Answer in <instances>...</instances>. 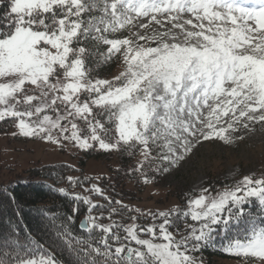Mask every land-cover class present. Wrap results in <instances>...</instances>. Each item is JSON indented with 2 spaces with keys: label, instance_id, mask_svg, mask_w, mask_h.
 I'll list each match as a JSON object with an SVG mask.
<instances>
[{
  "label": "snow or ice",
  "instance_id": "1",
  "mask_svg": "<svg viewBox=\"0 0 264 264\" xmlns=\"http://www.w3.org/2000/svg\"><path fill=\"white\" fill-rule=\"evenodd\" d=\"M4 19L0 121H15L13 135L81 150L139 149L143 158L130 171L151 183L144 168L153 161L155 171L168 172L195 144L230 145L243 138L234 134L264 124V0H8ZM133 27V38H110ZM89 41L107 46L105 60L120 54L124 70L111 80L92 79ZM3 191L22 220L16 197ZM85 192L107 204L59 190L87 206L80 224L87 239L61 225L52 240L75 264L81 251L83 264H198L191 253L215 246L221 235L224 252L264 264V175H245L215 193L201 188L187 194L184 208L158 212L120 200L113 207L97 184ZM253 200L259 213L245 207ZM105 218L110 223L99 222ZM19 232L9 229L0 264H62L30 231L22 240Z\"/></svg>",
  "mask_w": 264,
  "mask_h": 264
},
{
  "label": "rangeland",
  "instance_id": "2",
  "mask_svg": "<svg viewBox=\"0 0 264 264\" xmlns=\"http://www.w3.org/2000/svg\"><path fill=\"white\" fill-rule=\"evenodd\" d=\"M184 18L188 19L190 16L185 15ZM142 22L144 21L142 20ZM136 30L134 27L123 30L110 38H133L132 33ZM140 31L141 34L144 33V30ZM150 31L151 29H149ZM87 46L91 50L87 68L90 70L92 79L111 80L124 70L125 64L120 54L105 60L104 54H106L107 46L96 45L91 41ZM251 127V131L243 130L234 134L243 138L235 140L230 145H225L218 140L202 141L195 144L193 151L183 162L174 167L164 165L169 167L168 172H157L154 169V184L146 186L141 192L133 195V205L144 213L166 211L174 206L184 208L187 194H199L200 189L208 180L215 181L223 178L228 185H232L245 175L257 178L264 175V124H256ZM17 132L13 119L0 121L1 186L18 181L25 182L28 178V174L25 172L31 168L57 164L79 170L84 178L99 180L101 176H108L118 168L120 160L129 156V153L133 151L129 149L117 154L115 150L111 152L103 150L104 156L100 160H93L88 155L92 154L95 148L99 149L98 146L81 150L73 143L65 142L63 147H60L46 143L39 138L13 135ZM134 151H136L138 163L143 157L139 149ZM127 161L128 159L125 160L126 163ZM126 163L124 164H129V162ZM153 163L155 167L158 161H153ZM107 166H109L108 169H106ZM129 171V169L126 170L128 174ZM177 196L184 201L183 205L176 201ZM219 264H258V262L254 259L243 258L226 260Z\"/></svg>",
  "mask_w": 264,
  "mask_h": 264
},
{
  "label": "trees",
  "instance_id": "3",
  "mask_svg": "<svg viewBox=\"0 0 264 264\" xmlns=\"http://www.w3.org/2000/svg\"><path fill=\"white\" fill-rule=\"evenodd\" d=\"M7 7L8 0H0V28H3L6 24L4 13L7 11ZM136 151L134 155L130 152L129 156H123L124 159L120 160L118 168L109 173L108 176H101L99 180L84 178L79 170L67 165L57 164L38 166L27 170L25 173L28 174V178L25 182L18 181L10 186L0 185V255L4 252H9V248L5 243V237L8 235L9 229L19 228V236L21 240L26 232L30 231L33 238L42 244L46 251L50 252L60 260L62 264H75V257L69 256L66 246L59 241L53 244L52 240L57 229L63 231V229L60 228L61 225H64L74 238L87 239V233L82 232L79 229L80 220L84 219L87 215V206L82 202L73 200L70 196L60 194L59 190L65 189L69 193L87 195L91 197L94 203L106 205L107 201L104 200L102 196L85 192L86 188H90L92 184H97L104 190V195L109 196L112 199L113 207L119 208L120 206L115 205L114 201L120 200L122 204L135 209L136 207L132 202L133 195L141 192L146 186L154 184L153 171L155 169L153 166L154 163L151 167L145 166L144 168L147 176L152 181L151 183H145L140 173L129 171L128 174L126 170H130V168H134L137 165ZM119 152L121 151H117V154ZM104 154L105 152L103 150L94 149V152L88 156L90 159L100 160ZM127 159V163L129 162V164L125 162ZM108 168L109 166H107L106 169ZM68 177L77 179L78 183L76 185L69 184ZM226 185H228L227 181L220 178L215 181L208 180L205 182L204 187L209 188L210 191L215 193L218 190H222ZM5 188H8L12 192L16 197L17 203L21 205L22 220L17 217L14 210L15 205L4 193L3 189ZM176 201L181 205L184 203V201L178 196L176 197ZM74 207H78L76 213H73ZM245 207L246 209H250L253 213L260 212L258 202L255 200L252 201L251 205H246ZM41 210H43V214L41 213ZM92 214L97 215L98 212L94 210ZM107 215L108 213L105 211L104 216L107 217ZM125 215H137V213L132 212L128 214L126 212ZM69 217L72 219L70 220ZM112 219L120 220V216L114 215ZM99 222L107 224L110 223V220L105 218ZM150 222V219H141L139 221V223L142 224ZM124 223H130V221L126 219L124 220ZM188 223H192V221L189 220ZM178 227L183 230L184 224L179 223ZM170 230L175 232L174 229ZM93 235L98 238L102 233L97 232ZM121 235L123 236V233H121ZM177 238L179 237L177 236ZM12 239H16V237L13 236ZM223 243H226V241H223V236L221 235L215 246L203 247L199 251L191 253V255L197 259L198 264H219L226 260L243 259L224 252L222 247ZM133 246L135 247V245ZM82 247L83 246L81 245H76V248L78 249H81ZM113 247H115V245H113ZM79 259L81 264H83L84 256L82 251ZM101 264H103L102 261Z\"/></svg>",
  "mask_w": 264,
  "mask_h": 264
},
{
  "label": "water",
  "instance_id": "4",
  "mask_svg": "<svg viewBox=\"0 0 264 264\" xmlns=\"http://www.w3.org/2000/svg\"><path fill=\"white\" fill-rule=\"evenodd\" d=\"M80 224H81V222H80ZM80 224H79V229H80L81 231H83V230L81 229V227H80Z\"/></svg>",
  "mask_w": 264,
  "mask_h": 264
}]
</instances>
